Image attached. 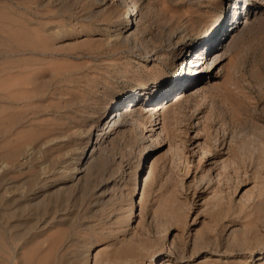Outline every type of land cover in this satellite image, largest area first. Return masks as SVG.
<instances>
[{
  "label": "rangeland",
  "instance_id": "374dc122",
  "mask_svg": "<svg viewBox=\"0 0 264 264\" xmlns=\"http://www.w3.org/2000/svg\"><path fill=\"white\" fill-rule=\"evenodd\" d=\"M240 1L251 10L201 74L133 105L179 101L143 110L140 130L108 134L92 160L87 134L109 128L121 96L174 74L190 38L230 20L232 0H0V83L14 90L0 101V264H264V0ZM135 4L146 32L114 40ZM212 53L221 60L204 73ZM64 156L58 180L31 194Z\"/></svg>",
  "mask_w": 264,
  "mask_h": 264
},
{
  "label": "bare ground",
  "instance_id": "6f19581e",
  "mask_svg": "<svg viewBox=\"0 0 264 264\" xmlns=\"http://www.w3.org/2000/svg\"><path fill=\"white\" fill-rule=\"evenodd\" d=\"M108 0H94V2L96 3H101V2H106ZM242 4V5H241ZM135 6H138L140 8V4L139 5H134V7H131L130 9H127L125 12L126 14L125 15H122V19H124L125 21H127V23L125 25L129 26V31L128 33L126 34V36H123L121 31L118 29V28H112L110 29V32H112V37L113 39H120V38H131V37H134L137 33H141V34H144V32H146V30L143 28V27H140L139 24L137 23L138 21L135 20V17L138 15V11L139 10H136L135 11ZM232 6V9L233 10V13H232V16H230V20L229 21H224V23L220 26V30L219 31H216L215 33H213V35H210L209 38H205V37H201L199 40H197L196 42H193L191 40V38L186 42V46H183L182 49L180 50V56L179 58L176 60L175 63H179L181 64V66L179 64H177V70L174 71V74H172V71L169 70L168 72H164V77L163 79H160L158 81H156L154 83L153 86L149 87L147 86L146 83H142L141 85V88L138 92V94L135 96V98H133L134 96V92L133 93H130V94H126L124 96H121V99H127L126 100V105H123L122 107H118L117 110L113 111L112 115H111V119H109L108 122H111V124L107 125L109 126L108 129H105L104 131H99V132H96V133H93L92 136H91V133L90 134H87V139L84 141L85 145L84 146H91V154L89 157H91L95 151H97L98 147L102 144L103 140L105 137L108 136V134L110 133H118L119 131V128L121 126H124L125 124H130L132 129L135 131L137 129L140 130L139 126H141L142 124H145V121L142 122V120H139L137 121V118L136 117H141L143 115V110L145 109H149V107L151 106V108L155 107V110L152 112L154 115L157 114V116H160L161 113L159 112L160 109H163V111L167 108V107H170L174 104V102H178L179 99L177 98L179 93H176L175 95H173V97L167 101H165L164 103L160 104V102H156L155 103V106H153L152 104H149L148 106L146 107H143L142 105L140 104H136V105H133V102L135 100H137L139 97H143V99H156V100H159L161 98V96H165V94H167V92H172L175 90V88L173 86H171V83H175V81H172V80H176L177 81V78H175V75H179V74H186V75H198V74H201V70H196L194 69V67L198 66L199 64H202L203 62H205V57L207 55V50L208 49H217L218 48V43H219V38H221L229 28H233L236 26V23H238L240 20H241V17L243 14H246L248 13L250 10H251V4L247 3V1H244L243 3H241L240 0H232L231 2V5L230 7ZM243 8V9H242ZM235 14H237L236 16H234ZM121 20V19H120ZM102 24V23H100ZM169 26V25H168ZM167 27V26H166ZM179 30L176 28L174 29V31H172L171 35H170V38L168 39V42L171 43V41L173 40L172 37H174V35H177L179 32ZM235 36V35H234ZM176 37V36H175ZM180 39H177L175 41V45L174 47L176 46H181L183 44V41H181V43H179ZM185 45V44H184ZM207 45V46H206ZM204 47H207V48H204ZM204 48V51H202ZM222 48V47H220ZM154 50L152 56H154V58H158L161 54L160 50L163 49L162 46L160 45H154L151 50ZM185 50V51H184ZM193 50H196L195 51V54H194V60H191L192 58L190 57V61H189V64L187 66V56L189 54V52H192ZM1 51V50H0ZM16 51V50H15ZM21 51V50H20ZM27 53V52H26ZM191 54V53H190ZM201 54V55H200ZM211 57H209V64H207L205 67H203L204 69H208L206 71H204V73H208L210 72L213 68H215V66L220 62L221 60V54H215V53H212L210 55ZM189 57V56H188ZM20 58V57H19ZM184 60V61H183ZM186 60V61H185ZM10 64V63H9ZM14 64V63H13ZM184 64V65H183ZM179 66V67H178ZM7 69V68H6ZM187 69V71H185ZM5 70V69H4ZM8 70V69H7ZM1 72V71H0ZM4 72V71H2ZM172 74V75H171ZM157 78H161L160 77H157ZM190 78V77H189ZM169 79V80H168ZM8 80V79H7ZM6 81V80H4ZM172 81V82H171ZM3 82V81H2ZM8 82V81H7ZM173 85V84H172ZM12 86V85H10ZM10 86L8 84H4L3 83H0V101L2 103V100L4 101V97H7V99H5V101L7 100L8 102V99H9V94H13L14 90H11L10 89ZM14 86V85H13ZM19 90V89H18ZM17 93V92H16ZM15 94V93H14ZM124 94V93H123ZM16 95V94H15ZM18 95V94H17ZM12 96V95H11ZM22 99V98H21ZM140 99V98H139ZM162 99V98H161ZM11 101H13L11 98L9 99ZM18 100V99H17ZM20 100V98H19ZM23 100V99H22ZM21 100V101H22ZM173 100V102H172ZM16 101V100H15ZM20 101V102H21ZM121 101V100H120ZM17 102V101H16ZM10 103V102H9ZM118 103V102H117ZM8 104V103H7ZM13 104V102H12ZM15 104V103H14ZM19 104V103H18ZM15 107V106H14ZM148 107V108H147ZM5 108V107H4ZM6 109V108H5ZM4 111V110H3ZM1 111V112H3ZM0 112V113H1ZM17 113V112H16ZM15 113V115H16ZM24 113V112H23ZM163 113V112H162ZM11 114V113H10ZM20 114V113H19ZM3 116V113L1 114ZM0 115V116H1ZM6 115V114H5ZM13 115V113H12ZM1 116V117H2ZM8 116H11L8 114ZM156 116V117H157ZM5 118L7 117L4 116ZM3 119V118H2ZM113 119V120H112ZM157 119V118H156ZM156 119H153L154 122L152 124V126L150 127V129H148L149 131L150 130H153V127H155L154 129H157L159 128L158 127V124L160 123L159 120H156ZM130 121V123H129ZM21 123V121H19ZM3 123V122H2ZM18 123V122H17ZM18 125V124H17ZM20 125V124H19ZM22 125V123H21ZM165 126H164V123L161 125V129H164ZM15 129L14 128V132H15ZM9 130V129H8ZM8 130H6L8 132ZM138 130V131H139ZM11 131V130H9ZM17 131V129H16ZM6 132V134H7ZM13 132V133H14ZM3 133V132H2ZM5 134V133H4ZM3 134V135H4ZM2 135V136H3ZM9 135V134H8ZM15 135V134H14ZM9 137V136H7ZM85 138V137H84ZM81 141V140H80ZM79 141V142H80ZM79 144V143H78ZM81 146V145H79ZM77 150V149H76ZM84 150V149H83ZM28 151V150H27ZM83 152V151H82ZM79 154V153H78ZM74 158V157H73ZM76 159V158H75ZM90 159H94V157L92 156V158ZM69 160V158H68ZM77 160V159H76ZM91 160V161H92ZM24 161V160H23ZM21 161V164H23L24 162ZM67 161V157H62L61 160L59 161L58 163V168L56 170V168H52V170H48V171H51L49 172L47 175H46V178H44L43 180V183L40 184V185H36L34 187V189H31V194H39V191L43 190L42 188H44V186H46V184H48L49 182H55L58 180L59 178V174H55V173H58L59 169H60V166H62L63 163H65ZM90 162L89 161H85V163H88ZM156 162V159L154 158V156H151V162H150V165H149V170L145 176V179L144 180H147V177H149V173L150 171L152 170L154 164ZM92 165V164H90ZM89 165V166H90ZM89 168V167H88ZM92 168H93V165H92ZM91 168V169H92ZM89 170V169H87ZM82 169L81 167H77L75 166L74 167V172H75V176L74 178H76V176L78 175V172H81ZM80 176H78L77 178V181L79 179ZM37 189V190H36ZM36 196H32L30 197V199L32 200L33 198H35ZM251 234H253V231L249 230V231H246L245 232V236H250ZM246 248V247H245ZM169 248H167L166 251H168ZM246 250V249H244ZM246 251H249L251 252L252 249H247ZM123 254H132L134 255V248L133 246L131 245H127L122 251H121ZM243 252V251H242ZM245 252V251H244ZM153 256H156V254H154ZM159 260V259H158Z\"/></svg>",
  "mask_w": 264,
  "mask_h": 264
}]
</instances>
